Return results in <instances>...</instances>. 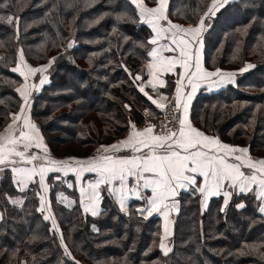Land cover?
Returning a JSON list of instances; mask_svg holds the SVG:
<instances>
[{"label": "trees", "instance_id": "trees-1", "mask_svg": "<svg viewBox=\"0 0 264 264\" xmlns=\"http://www.w3.org/2000/svg\"><path fill=\"white\" fill-rule=\"evenodd\" d=\"M145 2L155 5L153 0ZM0 4L8 5L0 7V16L5 17L0 21V132L23 104L16 91L23 79L11 71L21 50L32 66L53 63L50 84L32 100L30 115L55 159L94 156L101 145L125 138L132 125H144L160 113L134 80L149 60L152 31L128 0H0ZM210 4L211 0H170L169 18L180 25H197ZM208 26L206 69L239 71L248 64L254 68L236 85L200 92L192 102L191 122L208 136L247 147L252 156L264 158V0H236ZM71 40L75 47L68 49ZM66 179L50 192L51 214L59 228L52 231L51 220L37 211L38 183L19 192L10 170L4 171L0 264H264V215L253 194L234 198L227 208L222 197L213 199L207 209L198 193L182 194L171 251L165 256L159 247L162 219L145 218L139 211L144 201L132 202L123 213L104 190L103 211L92 217L83 212L75 178ZM60 192L75 203L61 202ZM12 199L23 203L13 204ZM240 202L243 209L237 207Z\"/></svg>", "mask_w": 264, "mask_h": 264}, {"label": "snow or ice", "instance_id": "snow-or-ice-1", "mask_svg": "<svg viewBox=\"0 0 264 264\" xmlns=\"http://www.w3.org/2000/svg\"><path fill=\"white\" fill-rule=\"evenodd\" d=\"M154 7L149 6L145 0H128L135 7L140 22L148 25L154 33L148 44L152 45L147 55L151 57L148 64L149 79L147 84L153 90L157 85L165 86L166 82L161 77L164 74H172L175 79V95L172 97L173 113H181V116H173L176 126L169 128L166 121L163 124L164 131L156 132V125H148L143 130H137L132 125L129 135L117 143L101 145L99 154L86 157L67 159H53L47 147L43 144L39 129L25 114L30 108L29 88H36L47 82V77L42 76L38 85H29L31 76L44 73L46 66L32 67L28 65L20 52V59L11 71L23 77L24 84L16 91L23 100L18 113L11 116L9 123L3 132H0V173L10 170L13 184L20 191L28 188L30 183H38L41 191L37 192L40 206L37 211L44 213L51 211L50 202L45 199L43 192L48 191L45 182L48 173H62L75 176V183L80 185V204L85 212H91L96 216L99 212V203L102 199V186L107 193L115 196L120 207H125V202L130 196L144 200L146 207L139 209L141 214L151 216L153 213L163 216L164 234L161 236L160 249L165 256L171 251L166 247L165 239L170 235L168 228V209L176 208L175 197L179 190L190 186L203 194L205 200L209 196H224V204L227 205L231 191L225 188L239 189V194H254L257 200L264 204V159L253 160L247 147L232 146L221 142L218 138L208 136L204 132L193 127L188 119L189 104L195 94L199 82L211 77H219L215 83H234L236 72L208 71L202 66L200 39L205 29V20H211L216 14L230 3V0H211L204 16L195 27H184L173 23L167 15L169 0H153ZM0 4V7H7ZM5 17L0 16V21ZM7 23L13 24V17L7 16ZM166 22V23H162ZM168 41L160 43V41ZM73 45L69 43L68 47ZM143 47V45H141ZM165 53H170L165 55ZM55 59V58H54ZM51 64V61L49 62ZM248 64L240 69L242 73L252 68ZM179 69V71H178ZM137 75L134 80H141ZM190 92H186L187 88ZM139 91L143 93L152 104L164 110L166 105L153 99L144 87ZM167 100L168 97H161ZM38 149L33 152L32 149ZM121 152L130 153L119 155ZM247 169L248 171H244ZM85 173H94L96 179L83 183ZM38 177V180L36 179ZM59 180V177H56ZM198 180L202 182L198 183ZM130 181H133L130 186ZM255 186V188L253 187ZM68 188L73 184L68 183ZM144 190H150V195L145 196ZM61 199H66L61 194ZM169 201H173L169 205ZM13 204H22V201L11 200ZM237 207H244L243 204ZM264 212V206L260 207ZM51 220L52 231H59L56 219L51 214L43 217ZM2 219V217H0ZM63 242V236L61 235ZM65 253L71 255L65 246ZM78 264V262H77Z\"/></svg>", "mask_w": 264, "mask_h": 264}, {"label": "crops", "instance_id": "crops-1", "mask_svg": "<svg viewBox=\"0 0 264 264\" xmlns=\"http://www.w3.org/2000/svg\"><path fill=\"white\" fill-rule=\"evenodd\" d=\"M234 1H236V0H230V3H233ZM169 3H170V0H169ZM169 3H168V7H167V15H168V18H169V13H168V10H169ZM229 3V4H230ZM228 5V4H227ZM226 5V6H227ZM155 6V5H154ZM154 6H152V7H154ZM225 6V7H226ZM224 7V8H225ZM224 8H222L217 14H219ZM216 14V15H217ZM170 19V18H169ZM171 20V19H170ZM173 22V21H172ZM162 23H166V22H162ZM174 23V22H173ZM178 24V23H177ZM148 26V25H147ZM182 26H184V27H195V26H197V25H193V24H190V25H182ZM149 27V26H148ZM150 28V27H149ZM154 35V33H152V36ZM152 38V37H151ZM200 39L202 40V48H201V62H202V66L206 69V67H205V63H204V49H205V47H204V36H203V34H201V37H200ZM166 42H168V41H160V43H166ZM153 47V46H152ZM170 53H165V55H169ZM23 57H24V54H23ZM19 59H20V54H19ZM19 59H18V62H19ZM24 60H25V62L28 64V65H30L27 61H26V59H25V57H24ZM151 61V57H149V60H148V62L145 64V66H144V68H143V71H142V73H141V77H142V79L141 80H138L139 81V83H140V87H144L145 88V91L146 92H148L149 93V95H151L152 96V98L153 99H155V100H157V102L158 103H160V104H164V105H166L167 106V104L170 102V101H172V97H174V95H175V79L177 78L176 76H174V75H172V74H164L161 78L163 79V80H165V82H166V84H165V86H163V87H161L160 85H157V88H156V90H153L152 88H151V86L150 85H148L146 82H147V80L149 79V75H148V64H149V62ZM30 66H32V65H30ZM44 66H46L47 67V70L44 72V73H37V74H35L34 76H31L30 78H29V81H28V83H29V85H38L39 86V82H40V79L42 78V76H46L48 79H47V82L44 84V85H42V86H39V90H37L36 88H29V92H30V95H29V101H30V108H28V110L26 111V115L29 117V119H30V121L32 122V123H34L36 126H37V128L39 129V127H38V125L32 120V118H31V115H30V110H31V105H32V100L37 96V95H39L41 92H42V90L45 88V87H47L49 84H50V81H51V73H50V69H51V66H47V65H44ZM32 67H35V66H32ZM41 67V66H40ZM252 68H249L247 71H245V73L246 72H248V71H250ZM206 70H208V69H206ZM178 71H179V69H178ZM208 71H210V70H208ZM221 72H225V71H222L221 70ZM229 72H236L237 73V75L233 78L234 79V83H230L229 85H236V82H237V79L240 77V76H242L243 75V73H241L240 71H229ZM244 73V74H245ZM16 74H18V73H16ZM143 74L146 76V78L144 79L143 78ZM19 75V74H18ZM22 79H23V77H22ZM209 79H212V81L211 82H209V83H207V84H212V85H214V84H216L215 83V81H217L218 79H216V80H214L215 79V77H211V78H208V79H206V80H203V81H200L199 82V86H198V88H197V90H196V92H195V94L193 95V97H192V99H191V102H190V104H189V109H188V113H187V116H188V119H189V121H190V123H191V125L193 126V124H192V122H191V106H192V102L196 99V97L199 95V93L200 92H202L203 90H204V92L205 93H207V91H205V87L207 86V84H206V82H208V81H210ZM23 84H24V80H23V83L21 84V86L20 87H22L23 86ZM226 87V86H225ZM164 90H166V92H164ZM191 91V88L189 87V88H187L186 89V92H190ZM161 97H168V99L167 100H164V99H161ZM23 101V100H22ZM155 106V105H154ZM155 108L160 112L161 111V109H159V108H157L156 106H155ZM182 115V110H181V113H180V116ZM150 117H153V116H150ZM149 124H144V125H141V126H135L136 127V129L137 130H143L145 127H147ZM194 127V126H193ZM39 133H40V136H42V138H43V144L47 147V145H46V143H45V140H44V137H43V135H42V133H41V131H40V129H39ZM129 135V134H128ZM127 135V136H128ZM126 136V137H127ZM125 137V138H126ZM125 138H123V139H125ZM122 140V139H121ZM118 141H120V140H118ZM118 141H116L115 143H117ZM222 142V141H221ZM224 143V142H223ZM114 144V143H113ZM227 144V143H226ZM233 146V145H232ZM239 147V146H238ZM47 149H48V147H47ZM49 150V149H48ZM37 152H39L38 150H36ZM33 152H35V151H33ZM97 154H99L98 152H97ZM96 154V155H97ZM128 154H130V153H127V152H121V153H119V155H128ZM249 154H250V152H249ZM250 156H251V158L253 159V160H256V159H264V158H256V157H254V156H252L251 154H250ZM244 171H248L247 169H245ZM4 173V172H3ZM3 173H0V180L2 179V177H3ZM55 175V177H61V176H64L62 173H48L47 174V176H46V180H47V178H48V175ZM68 176H72V177H74L75 178V176L72 174V173H69V175ZM37 180H38V177L36 178ZM96 179V176H95V174L94 173H85L84 174V178H83V183L84 184H86L88 181H94ZM45 180V181H46ZM200 182H202V180H198V183H200ZM132 183H134L133 181H130V186L132 185ZM34 183H30L29 184V186H28V188L27 189H25L23 192H25V191H27V190H29L30 189V187L33 185ZM79 187H80V185H77L76 184V190H77V194H78V198H79V202H80V195H79ZM254 188H255V186H253ZM15 188H16V190H18L19 192H22V191H20L19 190V187L18 186H16L15 185ZM106 191V189L104 188V186H102V189H101V197H102V193H103V191ZM225 190H227V191H231L232 192V195L229 197V201H228V204L227 205H225L224 204V207L225 208H227L228 207V205L231 203V201L234 199V198H240L241 196H245V195H249V194H252V193H247V194H239V189L238 188H236V189H230V188H225ZM191 191H193V192H197V191H195L194 190V187H192V186H190L189 188H187V189H181V190H179V194L175 197V199L174 200H179L180 199V197H181V195L182 194H186V193H189V192H191ZM107 192V191H106ZM200 196H201V201H202V206L204 207V209H207V207H208V205H209V203L213 200V199H218V198H223V202H224V196H223V194L221 193L220 195H216V196H209L208 198H207V200H205V198H204V195L203 194H201V193H199V192H197ZM145 196H149L151 193H150V190H144V193H143ZM254 195V194H253ZM111 196V195H110ZM112 198H113V200H115V202L118 204V206H119V208L121 209V211L123 212V213H127L128 211H129V209H130V204L132 203V202H143L144 200H139V199H136L134 196H130L129 197V199L125 202V207L122 209L121 207H120V205H119V202H118V200H117V198L115 197V196H111ZM18 201H21V199H19ZM66 201H67V203H68V206H72L74 203L73 202H68V200H67V198H66ZM169 202H171V201H169ZM258 202H259V212L262 214V215H264V212H261L260 211V207L261 206H264V204H262V202L260 201V200H258ZM144 203H145V205L143 206V207H146V202L144 201ZM240 204H243L244 205V207H245V204L243 203V202H240V203H238L237 205H240ZM81 205V204H80ZM244 207H238V209H243ZM142 208V206H140V208L139 209H141ZM83 209V208H82ZM102 199H101V201H100V203H99V212H98V214L96 215V216H93L92 214H91V212H85L84 210H83V212H84V214L85 215H89V216H92V217H98L99 215H101V213H102ZM168 211V213H169V215H168V228H169V232H170V235L165 239L166 240V242H165V244L166 245H170L169 243H170V239H171V237H172V235H173V225H174V218H172V217H174V215L172 214V210H171V208L169 207V209L167 210ZM1 215H0V217H2V219H0V222H2V220H3V214L2 213H0ZM144 215L146 216L147 214L146 213H144ZM157 216H159L161 219H162V224H163V230H164V225H165V221H164V218H163V216H161V215H159V214H156V213H153L151 216H148L147 218H152V217H157ZM171 218L173 219V222H172V220H171ZM168 248H170V246H167Z\"/></svg>", "mask_w": 264, "mask_h": 264}, {"label": "rangeland", "instance_id": "rangeland-1", "mask_svg": "<svg viewBox=\"0 0 264 264\" xmlns=\"http://www.w3.org/2000/svg\"><path fill=\"white\" fill-rule=\"evenodd\" d=\"M218 15V14H217ZM216 15V16H217ZM215 16V17H216ZM215 17H213V18H215ZM209 21L210 20H205V25H206V27H205V29L203 30V32H202V34H203V36L205 37V34H206V32H207V30H208V28H209V26H208V24H209ZM53 63H49V64H47V66H51ZM17 66V65H16ZM15 66V67H16ZM14 67V68H15ZM254 68V65H253V67H252V69ZM50 71V73H51V69L49 70ZM222 71H224V70H222ZM225 72H229V71H225ZM243 74L245 73V71L244 72H242ZM140 76V75H139ZM243 76V75H242ZM219 77H215V79L214 80H216V79H218ZM210 81H208V82H206V84L207 83H209V82H211L212 81V79H209ZM230 84V83H229ZM229 84H222V85H217V84H214V85H212V84H207V86L205 87V91H207V93H214V92H216V91H220V90H222L223 88H225V86H227V85H229ZM35 152H37L36 151V149H33ZM32 150V151H33ZM49 151V150H48ZM39 153V152H38ZM49 153H50V156L53 158V156H52V154H51V152L49 151ZM53 159H55V158H53ZM56 175V174H55ZM51 176H53L54 177V175L52 174V175H48V178H47V180L45 181L46 182V184L48 185V191L47 192H45V193H43V195L45 196V199L47 200V201H49L50 202V192H51V190H52V188L55 186V185H60L62 182H65V181H67V179L65 180V177H67V176H61V177H59V180H57L55 177V179H54V181L52 182V181H50V178H51ZM68 183H71V182H68ZM197 193V192H196ZM61 194H63V193H59L58 194V198L60 199V201L61 202H63V203H66L67 205H68V203H67V201H66V199H61ZM63 197H65V198H67V200H68V202H73V203H75L74 202V200L71 198V197H68L66 194H63ZM51 207V206H50ZM52 211V210H51ZM51 211H50V213H49V211L48 210H46L45 212H44V214L45 215H49V214H51ZM0 213H2V212H0ZM1 215V214H0ZM52 215V214H51ZM175 217V216H174ZM174 217H172V218H174ZM171 218V220H172V222H173V219ZM165 242H166V240H165ZM167 246H169V245H166V247ZM168 248V247H167Z\"/></svg>", "mask_w": 264, "mask_h": 264}, {"label": "built area", "instance_id": "built-area-1", "mask_svg": "<svg viewBox=\"0 0 264 264\" xmlns=\"http://www.w3.org/2000/svg\"><path fill=\"white\" fill-rule=\"evenodd\" d=\"M174 107V102L170 101L167 104L166 109L161 110L160 113L158 115H155L153 117H149L147 118V121L145 124H151V125H156V132H163L164 128H163V124L166 121H171V123H168V127L172 128L176 126V121L173 120V116H180V113H173L172 112V108Z\"/></svg>", "mask_w": 264, "mask_h": 264}, {"label": "water", "instance_id": "water-1", "mask_svg": "<svg viewBox=\"0 0 264 264\" xmlns=\"http://www.w3.org/2000/svg\"><path fill=\"white\" fill-rule=\"evenodd\" d=\"M70 43L73 45L71 48H69L68 46V49H73L74 47H75V42H74V40H71L70 41ZM69 45V44H68ZM33 149H35V148H33ZM32 149V150H33ZM36 150H38V149H36ZM34 151V150H33ZM39 151V150H38ZM173 201H171V202H169V205H171V203H172ZM174 202L176 203V205H177V207L176 208H171V210H172V214L174 215V216H179L180 215V213H181V206H182V204H181V201L180 200H174Z\"/></svg>", "mask_w": 264, "mask_h": 264}]
</instances>
